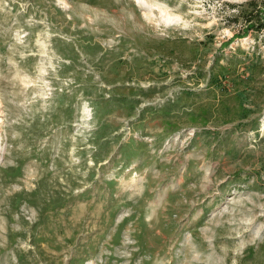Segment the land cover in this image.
<instances>
[{
	"label": "rangeland",
	"instance_id": "1",
	"mask_svg": "<svg viewBox=\"0 0 264 264\" xmlns=\"http://www.w3.org/2000/svg\"><path fill=\"white\" fill-rule=\"evenodd\" d=\"M247 1L0 0V264H264Z\"/></svg>",
	"mask_w": 264,
	"mask_h": 264
},
{
	"label": "trees",
	"instance_id": "2",
	"mask_svg": "<svg viewBox=\"0 0 264 264\" xmlns=\"http://www.w3.org/2000/svg\"><path fill=\"white\" fill-rule=\"evenodd\" d=\"M238 15L242 18L245 23V28L243 29L242 33H235L233 37H244L246 36L247 32L251 29L260 31L264 28V0H249L245 3L244 7L239 9ZM232 40V39H231ZM231 40L227 41L225 45L229 44ZM230 64L227 63V65ZM226 67V66H223ZM261 70L264 69L263 66H260ZM257 67H253V69ZM215 78V79H214ZM214 80H222V78H218L213 76Z\"/></svg>",
	"mask_w": 264,
	"mask_h": 264
}]
</instances>
